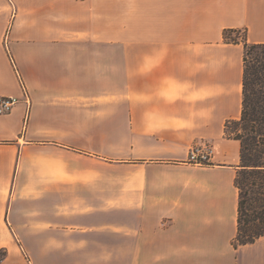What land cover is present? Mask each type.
<instances>
[{"label":"crops","instance_id":"obj_1","mask_svg":"<svg viewBox=\"0 0 264 264\" xmlns=\"http://www.w3.org/2000/svg\"><path fill=\"white\" fill-rule=\"evenodd\" d=\"M22 5L0 10L3 264L18 242L25 264H264V236L234 244L244 49L224 37L264 43V0Z\"/></svg>","mask_w":264,"mask_h":264},{"label":"trees","instance_id":"obj_2","mask_svg":"<svg viewBox=\"0 0 264 264\" xmlns=\"http://www.w3.org/2000/svg\"><path fill=\"white\" fill-rule=\"evenodd\" d=\"M229 32L233 31L224 32L225 39ZM242 42L243 96L241 116L236 122L242 123L247 133L231 136L225 130L228 137L239 140L241 145V168L234 179L238 189L237 234L234 244H246L264 236V138L261 133L264 126L254 130L252 125L264 119V43H248L244 38ZM249 131L260 135L261 140L255 135H249Z\"/></svg>","mask_w":264,"mask_h":264},{"label":"rangeland","instance_id":"obj_3","mask_svg":"<svg viewBox=\"0 0 264 264\" xmlns=\"http://www.w3.org/2000/svg\"><path fill=\"white\" fill-rule=\"evenodd\" d=\"M25 2V0H0V10H4L7 14L11 13H17L22 9V4ZM1 13V12H0ZM2 17L0 16V19ZM239 37V38H238ZM240 39L243 40V32L237 31V32H229L227 34V41H231L232 39ZM13 62V61H12ZM21 78V77H20ZM23 82V81H22ZM21 82V83H22ZM27 90V89H26ZM254 125V130L258 129L259 126H264V119H262L259 123H253ZM227 134H230L231 136L235 135L236 133H242L245 134L247 133L244 129V125L240 122L236 123H229L227 125V128L225 129ZM249 135H255L257 139H260V135L258 136L256 132H248ZM262 137L264 138V130L261 131ZM263 186H264V180H263ZM19 248L15 245L9 253L10 257H12V263L13 264H25L24 260L28 263L29 261V256L27 254H24L20 247V243L18 242ZM7 257V249L5 247L0 248V264H3V260H5ZM28 260V261H27Z\"/></svg>","mask_w":264,"mask_h":264},{"label":"built area","instance_id":"obj_4","mask_svg":"<svg viewBox=\"0 0 264 264\" xmlns=\"http://www.w3.org/2000/svg\"><path fill=\"white\" fill-rule=\"evenodd\" d=\"M23 96L28 102V93L22 84ZM19 98L15 96H0V114L11 111L14 105L18 103ZM212 155V147L208 143L193 145L190 147L186 161L195 165L208 164Z\"/></svg>","mask_w":264,"mask_h":264}]
</instances>
